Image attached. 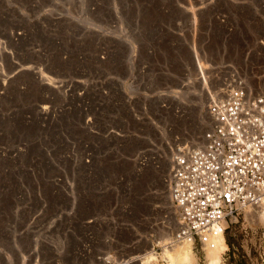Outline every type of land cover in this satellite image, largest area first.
<instances>
[{
    "label": "rangeland",
    "instance_id": "obj_1",
    "mask_svg": "<svg viewBox=\"0 0 264 264\" xmlns=\"http://www.w3.org/2000/svg\"><path fill=\"white\" fill-rule=\"evenodd\" d=\"M92 1L0 0V264H141L149 246L156 256L151 264H168L163 252L172 251L179 242L167 187L156 175L153 184L162 190V197L155 199L161 206L155 215L148 206L127 216L116 214L113 200L109 199L108 210L107 202L93 197L88 186L78 195L73 162L77 120L70 117L71 124L63 126L68 120H59L42 130L37 120L27 124L22 118L41 100L42 87L28 71L32 65L50 64L48 70L60 74L62 62H96L99 50L108 46L112 52L106 61L121 65L135 56L136 61L150 63L163 91V104L182 116L177 126L171 114L162 120L159 139L165 147L171 143L173 128L180 135L195 128L199 137L207 127L206 94L197 83L195 59L201 70L206 64L215 68L252 62L260 42L264 43V0ZM90 8L95 9L93 19ZM220 13L233 32H224L217 23L215 16ZM115 17L121 21L120 29L128 26L137 31L130 37L135 53L127 50L124 37L117 39L118 32L114 40L95 34V30L106 34L107 22L114 23ZM16 32L26 40L15 43ZM29 33L46 39L48 55L42 61L26 51ZM40 78L49 81L53 76ZM58 125L64 127L61 133ZM145 131L149 136V128ZM163 151L162 180L170 161ZM144 184L147 181L138 189L145 193ZM249 209L241 208L220 237V264H264V226L253 218L255 207ZM94 219V224L88 222ZM205 252L198 244L192 246L191 264H206Z\"/></svg>",
    "mask_w": 264,
    "mask_h": 264
},
{
    "label": "built area",
    "instance_id": "obj_2",
    "mask_svg": "<svg viewBox=\"0 0 264 264\" xmlns=\"http://www.w3.org/2000/svg\"><path fill=\"white\" fill-rule=\"evenodd\" d=\"M94 12L89 9L90 16ZM114 19V23L107 22L106 34L96 30L95 34L114 40L118 32L117 39L124 37L127 50L135 53L134 37H130L137 31L128 26L120 29V19ZM215 19L224 32H233L222 13ZM28 35L26 51L42 61L48 55L43 46L46 39ZM19 39L26 40L25 35L16 32L13 40L18 43ZM99 51L96 62H62L60 74L51 73L50 64L32 65L28 71L44 92L41 90V100L28 107L22 118L27 124L37 120L42 130L59 120L76 119L78 142L73 162L78 195L88 186L93 197L107 202L108 210L111 198V208L125 216L147 206L154 215L156 208L161 209L155 199L162 197V190L156 189L152 176L162 182L161 158L166 149L170 165L163 181L179 223L175 239L198 244L202 250L214 248L233 216L244 206H258L264 198V43L260 42L252 62L215 68L206 64L201 70L195 59L197 83L206 94L207 127L199 137L195 128L186 136L173 128L171 143L165 147L159 139L162 120L171 114L177 126L182 116L163 104V91L152 65L136 61L135 56L120 65L106 61L110 46ZM43 74L53 79L40 82ZM56 128L60 133L64 130L60 125ZM147 128L149 136L144 134ZM147 170L152 172L148 177ZM146 181V192L139 191ZM90 221L94 224L97 219Z\"/></svg>",
    "mask_w": 264,
    "mask_h": 264
},
{
    "label": "bare ground",
    "instance_id": "obj_3",
    "mask_svg": "<svg viewBox=\"0 0 264 264\" xmlns=\"http://www.w3.org/2000/svg\"><path fill=\"white\" fill-rule=\"evenodd\" d=\"M40 82H41V80H40ZM187 87H189V86H187ZM193 98H195V97H193ZM14 100H15V97H14ZM207 100H208V98H207ZM199 125H201V124H199ZM193 132H194V130L192 131V133ZM169 165H170V162H169ZM161 167H162V172H163V156L161 158ZM161 167H160V172H161ZM149 170H151V169H149ZM149 170L146 171V172H148L147 176L151 172ZM163 180H162V182H163ZM166 187H167V185H166ZM144 195H146V194H144ZM167 196H168V193H167ZM145 199H146V197H145ZM254 207L256 209V216L253 218H255L258 223H260L264 226V198H263L261 204H259L258 206H244L242 208L249 209V208H254ZM169 209H172L171 203H170ZM177 226H178L177 230H179V223H177ZM220 237H223V236H220ZM220 237L218 239H216V241H215L216 243H215L214 248H204L206 251L205 252L206 253V255H205L206 256V264H220L221 263L220 258L217 256V252L220 250L219 249L220 248V242H221ZM176 244H175L176 248L173 249L172 251L165 250L163 252V255H164V258L166 259V261L169 262L170 264H191V260L193 258L192 257V245L187 243V242H183V241H179L178 243L176 242ZM155 259H156L155 253L153 252L152 247L149 246L148 248H145V253L141 256L140 260L142 262L141 264H151L153 262V260H155Z\"/></svg>",
    "mask_w": 264,
    "mask_h": 264
}]
</instances>
